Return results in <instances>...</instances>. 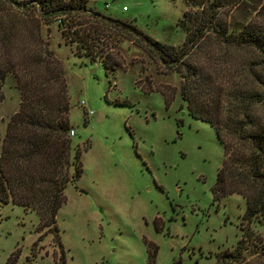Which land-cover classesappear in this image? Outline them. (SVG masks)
Masks as SVG:
<instances>
[{
	"label": "rangeland",
	"instance_id": "obj_1",
	"mask_svg": "<svg viewBox=\"0 0 264 264\" xmlns=\"http://www.w3.org/2000/svg\"><path fill=\"white\" fill-rule=\"evenodd\" d=\"M25 1L29 2L0 0V52L9 51L3 43L5 32L16 36L14 44L22 38L32 42L37 34L50 44L68 85L72 156L82 149L83 173L67 185V200L56 217L67 264H264V218L245 220L247 203L239 194L214 200L212 188L224 149L210 123L190 116L180 92V72L165 68L149 47L119 29L110 44L123 69L108 76L99 62L77 54V43L65 37L59 17L44 19L35 3ZM218 4L223 6L215 10L230 32L264 24V0ZM88 7L83 19L103 24L95 13L109 16L179 47L187 38L179 25L184 13L202 10L185 0H91ZM189 60L212 74L222 104L236 92H259L252 109L264 123V62L257 52L225 43L207 31L190 50ZM137 81L146 88H164L175 98L168 104L161 92L146 93ZM2 91L4 138L10 118L20 109L12 74ZM236 113L242 118V112ZM227 141L244 152L239 145L245 144L235 136ZM39 224L35 211L12 202L0 205V264H7L18 248L22 252L17 264H26L40 237ZM240 240L245 248L241 260L221 261L220 256L233 252ZM155 248L157 255L151 260ZM36 250L32 264H55L60 254L53 234Z\"/></svg>",
	"mask_w": 264,
	"mask_h": 264
},
{
	"label": "trees",
	"instance_id": "obj_2",
	"mask_svg": "<svg viewBox=\"0 0 264 264\" xmlns=\"http://www.w3.org/2000/svg\"><path fill=\"white\" fill-rule=\"evenodd\" d=\"M7 1L23 5L29 2ZM30 1L39 7L44 19L59 17V26L65 37L77 43V54L99 62L108 76L123 69L116 48L110 44L115 30L119 29L126 31L127 38L135 36L149 47L165 68L180 72V92L190 116L210 123L224 149L222 166L212 188L214 200L239 194L247 203L245 220L251 222L264 218V123L252 109L261 95L259 92H236L226 100L230 102L222 104L212 74L189 60L190 50L207 31H211L225 43L257 52L264 62V24L251 23L238 33L230 32L229 25L223 23L215 10L223 6L218 4L220 0H185L202 10L184 13L179 25L187 32V38L179 47L152 38L133 23L97 13L103 24L83 19L82 15L90 12L88 2L91 0ZM13 37L16 36L12 32H5L3 36V43L9 46V51L0 52V61L5 60L0 63V104L4 98L3 85L9 74L16 79L21 101L19 111L7 124L4 138L0 132V205L12 202L27 211H35L39 216L36 232L40 237L33 244L26 264L37 259L36 248L48 234H53L60 252L55 256V264H67L56 217L67 200V185L83 173L82 149L78 147L73 157L71 138L68 137L72 128L67 80L61 61L40 34L32 42L22 38L16 39L15 44ZM136 84L146 93L161 92L168 104L175 98L164 88H146L141 81ZM237 111L242 112V118L238 117ZM229 136H235L245 144L239 145L244 152H239L240 149L227 141ZM243 244L240 240L233 252L223 253L221 261L241 260L245 251ZM157 250L155 248L151 253V260L156 257ZM21 252L20 248L16 249L7 264H17Z\"/></svg>",
	"mask_w": 264,
	"mask_h": 264
},
{
	"label": "built area",
	"instance_id": "obj_3",
	"mask_svg": "<svg viewBox=\"0 0 264 264\" xmlns=\"http://www.w3.org/2000/svg\"><path fill=\"white\" fill-rule=\"evenodd\" d=\"M125 9H126V8H125ZM82 106H84V102H83ZM92 114H93V111H91V112H86V115H87V116H88V115H92ZM70 135H71V136L74 135V131H73V130L70 132Z\"/></svg>",
	"mask_w": 264,
	"mask_h": 264
}]
</instances>
